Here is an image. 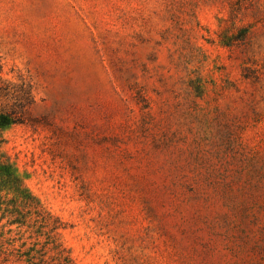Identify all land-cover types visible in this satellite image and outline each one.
<instances>
[{
	"label": "rangeland",
	"instance_id": "obj_1",
	"mask_svg": "<svg viewBox=\"0 0 264 264\" xmlns=\"http://www.w3.org/2000/svg\"><path fill=\"white\" fill-rule=\"evenodd\" d=\"M23 82L0 156L78 264H264V0H0Z\"/></svg>",
	"mask_w": 264,
	"mask_h": 264
},
{
	"label": "trees",
	"instance_id": "obj_2",
	"mask_svg": "<svg viewBox=\"0 0 264 264\" xmlns=\"http://www.w3.org/2000/svg\"><path fill=\"white\" fill-rule=\"evenodd\" d=\"M7 89L0 86V92L8 94ZM14 99L12 104L0 106V130L29 119L32 85L23 82ZM4 219L0 264H78L61 240L64 222L27 187L8 158L0 156V222Z\"/></svg>",
	"mask_w": 264,
	"mask_h": 264
}]
</instances>
